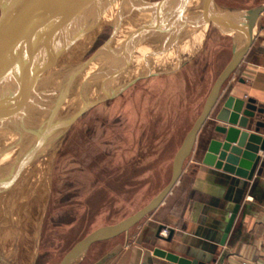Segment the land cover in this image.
<instances>
[{
    "label": "crops",
    "instance_id": "crops-1",
    "mask_svg": "<svg viewBox=\"0 0 264 264\" xmlns=\"http://www.w3.org/2000/svg\"><path fill=\"white\" fill-rule=\"evenodd\" d=\"M196 2L190 3V8L192 7V13L199 17L203 12L204 4L201 0ZM201 19L203 20L202 17ZM176 25L177 27H173L156 40H147L146 46L141 48L143 52L151 51L163 41L170 43L169 37L173 38L177 35L174 40L177 41L176 45L172 43V46L166 49L160 57H153L140 63L141 74L146 75L138 80L141 110L138 112L136 109L135 99H132L135 93L130 91L125 96V102L129 101V104L124 106L123 128L120 130L114 128V134L117 133L116 130L122 132L123 141L115 140V135L109 131L108 138L111 141L113 138V142L110 143L112 144L111 152L120 150L121 146L126 151L123 191L129 194L127 202L131 201L138 186L149 181L153 166L160 167L161 181L164 180V173L169 172L168 180L170 178L173 156L188 130L182 133L179 127H169L161 122L167 116L168 110L173 108V103L176 102L174 96L179 94L181 86L185 87L189 84L187 79L192 78L191 72L194 73L207 61L208 65H211L207 66V76L202 81H195L196 86H200L201 89L199 96H196L193 101L202 103L205 90L210 88L231 57V40L228 45V37L211 24L201 28L203 31L199 29L198 33H190L187 36L180 35L181 32H179L180 28L183 29L184 19L179 20ZM207 26L214 29L213 34L208 33ZM181 43H188L191 49L183 50L180 47ZM227 48L230 49L229 54ZM187 53H191L193 61L190 60V62L194 64L193 71L189 67L190 63L185 64L184 58ZM213 57L216 58L214 63L222 59L224 64L217 66L213 63ZM213 74H215L214 77ZM138 81L129 87L137 85ZM158 93L163 95L164 100L155 99ZM247 99H253L257 107L263 108V112L255 118V121L263 122V127L257 133L258 143H260L264 139V14L256 23L253 42L247 54L234 75L223 84L217 103L197 133L193 149L184 163L178 182L163 203L126 233L93 244L74 264H173L152 255L155 247L181 256H185L186 252L189 254V259L200 254L199 264H241L243 260L259 261L264 264V147L262 149L258 147L257 155L261 158L257 167L259 172L249 182L238 181V178L233 175L215 168L214 160H212L213 143L223 138L222 134L215 131V127L227 126L224 120ZM198 114L183 116L185 118L195 117V120ZM253 126L254 124L249 132H253ZM164 150H168L165 158L161 156ZM156 151H160L158 162V155L154 154ZM105 197L112 199L109 203L111 207L109 211H114L116 200H121V196L112 193L111 195L106 194ZM237 202L240 207L231 231L224 245H219L220 227L225 224L229 212ZM145 204L134 211L129 209L127 216ZM116 222L100 224L95 228ZM160 225L168 230L166 236L172 232L170 241L156 239L155 232Z\"/></svg>",
    "mask_w": 264,
    "mask_h": 264
},
{
    "label": "water",
    "instance_id": "water-1",
    "mask_svg": "<svg viewBox=\"0 0 264 264\" xmlns=\"http://www.w3.org/2000/svg\"><path fill=\"white\" fill-rule=\"evenodd\" d=\"M77 1L0 0L1 116L4 115L5 119L11 114L19 113L18 107H23L35 86L52 79H56L58 83V89L46 107L44 123L34 133L30 143L18 150L4 169L0 170V206L25 173L43 155L56 148L78 118L94 106L117 97L136 81L146 77L138 74L118 83L114 88L106 89L107 83L113 76L111 72V75L102 79L97 88L93 87L90 90V87L86 86L90 66L97 63L100 54H106L112 45L118 43V37L122 38L126 32L123 27L128 17H135L134 10L132 14L129 13L131 9L125 20L122 19L129 4H133L136 0H79L81 2L78 4ZM163 1L165 0H159L156 4ZM201 1L204 4L203 21L211 24L231 40L232 53L229 61L208 89L201 111L173 156L168 182L133 214L87 233L62 255L57 264H74L93 244L126 233L156 210L178 182L184 163L193 149L197 133L217 103L223 84L234 75L247 54L253 42L256 23L264 14V4H262L244 11L236 18H230L214 0ZM105 26L110 29L109 35L85 61L81 62L77 57L79 43L87 38L97 37ZM123 46V43L118 46V52H121ZM129 61L130 55L129 57L126 55L121 66L126 69ZM80 64L83 68L79 75ZM262 112L263 108L257 107L253 99H247L224 120L227 126L215 127V131L223 135L222 140L213 143L212 160L215 168L233 175L238 181L253 180L255 174L259 172L257 167L261 159L257 155L258 147L260 149L264 147V139L258 143L257 135L263 127V122L255 121ZM252 124H254L253 132H249ZM239 207L240 204L235 203L225 224L220 227L219 245H224ZM161 229L163 225L157 227L156 239L170 241L172 232L162 236ZM152 255L173 264H199L198 256H200L197 254L189 259V254L186 252L185 256H181L160 247L153 248Z\"/></svg>",
    "mask_w": 264,
    "mask_h": 264
},
{
    "label": "rangeland",
    "instance_id": "rangeland-1",
    "mask_svg": "<svg viewBox=\"0 0 264 264\" xmlns=\"http://www.w3.org/2000/svg\"><path fill=\"white\" fill-rule=\"evenodd\" d=\"M139 1L144 5L151 6L159 0ZM214 1L230 18H236L244 11L264 4V0ZM150 6L149 8H152ZM183 11L182 14L185 15L191 12L189 7H185ZM188 16L193 22V27L190 26L189 31H183L180 28V35L187 36L190 31L191 34L198 33L197 30L204 27L202 23L198 25V20L193 13ZM153 19L152 17L146 19L143 14H139L136 18L137 21L128 29L129 36L138 38L140 27L144 28L145 24L150 25V20L153 24L157 18ZM148 25L145 26L146 30ZM175 26L177 27V25ZM206 29H208V33H214L211 26H207ZM109 33L110 29L105 26L97 37H90L79 43L78 59L81 62L85 61L95 48L105 41ZM139 35H144V33L141 31ZM227 40V44L230 45V39L227 38ZM180 47L185 51L187 48L191 49L190 46L188 47V43H181ZM141 48L137 50L138 53L133 55V64L129 67L128 72L121 76L122 79L129 78L132 73L138 70L140 61L143 59ZM227 49L229 54L230 49ZM190 54H185L184 60L185 64L190 63L189 67L193 71L194 64L190 62V60L193 61ZM215 57H213V63ZM213 63L211 62L212 65ZM214 64L220 67L224 61L217 60ZM207 66H211L208 65V61L194 73L191 72L192 78L187 79L189 84L185 87L181 86L179 94L174 96L176 102L173 103V108L168 110L167 116L162 119L163 125L179 127L182 133L191 127L195 117L185 118L183 115H192L193 113L197 115L201 111L203 102L194 103L193 101L196 96H199L198 93L201 89L200 86H196L195 81H202L207 76ZM51 84V80L44 81L35 90L34 102L29 106L31 112L24 119L31 126L35 124V127L32 126L30 131L33 136L36 126L38 127V124L35 123L39 119L38 116L41 115V119L45 117V114L41 112L42 107L48 105L53 97V85ZM139 85L138 81L137 85L125 89L118 98L100 103L78 118L56 148L43 155L7 194L0 206V264H57V259L76 240L97 225L116 222L127 216L129 209L134 211L145 204L166 184L169 172L164 173V180L161 181L160 167L153 166V173L149 176V181L138 186L131 201L127 202L129 194L123 191L126 151L121 146L120 150L111 152L112 144L110 143L113 142V138L112 141L108 138L109 131L114 134V128H119L118 130L123 128L124 106L129 104V101L125 102V96L130 91L135 93L132 99H135L136 109L138 112L141 110ZM91 86H89L90 90L93 88ZM207 91L208 88L205 92L207 93ZM162 97L161 93L155 95V99L164 100ZM194 107H196L195 111ZM163 108L166 110L165 107ZM15 117L19 118V115L16 114ZM19 121H23L22 116ZM23 130L24 128H22L24 138L19 145L21 148L29 144L30 141H27V137L31 134L29 130ZM118 130H116L114 138L122 142V132L120 133ZM12 132L9 133L0 127V159L7 153L13 156L16 153L7 151V146L12 141L10 135ZM33 136L30 137V140ZM15 149L17 150V147ZM167 153L168 150H164L161 152V156L165 158ZM154 154L158 155V162L160 151H156ZM102 193L105 195L115 193L121 196V200H116L114 211H109L111 209L109 203L112 202V199L109 200L105 195L102 197Z\"/></svg>",
    "mask_w": 264,
    "mask_h": 264
},
{
    "label": "bare ground",
    "instance_id": "bare-ground-1",
    "mask_svg": "<svg viewBox=\"0 0 264 264\" xmlns=\"http://www.w3.org/2000/svg\"><path fill=\"white\" fill-rule=\"evenodd\" d=\"M83 1V0H81ZM81 1H77L76 3H80ZM186 1V2H185ZM165 0L161 3L155 4V5H149L152 8H149V6L144 5L143 3H141L139 0H136L135 2H133V4H129V10L127 9L122 17V19L125 20V16L127 15V13L132 9V11H130L129 13L132 14L133 10H134V15L135 17H128L127 22H125V26L123 27L126 31L124 33V35L121 37H118L117 41L118 43L116 45H112L111 49L109 50V52H106V54L102 53L100 54V56H98L97 59V63L93 64V66H90L89 69V78H88V82L86 86H90L92 84L91 87L97 88L99 86V84L101 83L102 79L105 78L106 76L111 75L110 73L113 72V76L112 78L109 80V82L107 83V88L108 87H113L115 85H118V83H121L122 81H124L125 79H129L132 78L134 76H137L138 74H141L142 72V68L141 65L139 64V69L138 71H136L135 73H132V75L129 78H124L122 79L121 76H123L124 74H126L129 70V67L131 66V64H133L132 60H133V55L138 53V49L140 47L144 48L146 46V41L147 40H156V38H159L161 35H163L164 33H168V31L172 30L173 27L176 25V23L179 20H183L184 19V25H183V31H189V27L191 26V28L193 27L192 25V21L190 16H188V14L192 13L190 8V3H197V0ZM202 3V1H201ZM184 6L185 7H189L190 11L187 15L181 14L184 13ZM194 6V5H193ZM198 10V8L196 9ZM151 13V14H150ZM154 15H153V14ZM139 14H143V16H145L146 19H150V17H152V20H154L153 18H157L155 19V21L150 20V25H148V29L146 30L145 26H147L145 24L144 28L140 27L139 32L142 31V33H144V35H139L138 32V38H136L135 36H129V28L134 25V23L137 21L136 18L139 16ZM48 15V14H47ZM160 16V17H159ZM189 17V18H188ZM196 17V16H195ZM201 17L203 18V13L201 12V16L196 17V19L198 20V25L199 23H202V26L204 25V27H206V23L201 19ZM79 19V18H78ZM76 19V20H78ZM201 19V20H200ZM145 20V19H144ZM71 24V23H70ZM69 24V25H70ZM68 25V26H69ZM203 27V28H204ZM194 31V30H193ZM131 33V32H130ZM133 33V32H132ZM191 33V31H190ZM188 33V35L190 34ZM143 36V37H142ZM146 38V39H145ZM170 38V43L163 41V43L158 44L154 49H152L151 51H144L142 52V57L143 59L140 61V63L144 60H149L151 58H158L162 55L163 52H165L166 49H168L169 47L172 46V43L175 44L177 41H174L177 38V35H175L173 38ZM145 39V40H143ZM121 40V42L123 43V48H121V52L119 50V41ZM176 45V44H175ZM176 50V49H175ZM118 53V54H117ZM126 55L129 57L130 55V61L128 62L126 69H124L121 65L124 62V59L126 57ZM80 69H79V75L81 73L80 70H82V64L79 65ZM83 73V72H82ZM52 84L53 85V89H52V94L53 96L55 95L57 89H58V83H56V79H52ZM80 81V80H79ZM78 81V82H79ZM56 83V84H55ZM55 84V86H54ZM39 86H35L33 90V92L29 95L28 100L25 101V104L23 105L22 108L18 107V112L17 115L22 116L23 121L20 122L19 118L15 117V115H12L10 117H7L4 119V115H2V112L0 113V127H2L3 129H6L7 132H11L13 131L10 135H11V143L7 146L8 150L7 151H11V153L14 154V152L17 153L18 148L19 151L21 148L20 143H22V139L23 137V132H22V128H24V130H29V133H31L30 131L32 130V126H34L35 124H33L32 126L28 123H26L24 121V119L26 118V116L28 117V113H30V104L34 102V94L35 89L38 88ZM35 92V93H34ZM53 98V97H52ZM51 98V100H52ZM50 100V101H51ZM16 105H20V104H16ZM46 107L47 105H44L41 110V112H43L46 115ZM25 108V110H23ZM21 114V115H20ZM39 115V114H38ZM39 119L35 122L36 124H38V127L36 126V131L39 130V127L42 125V123H44V118H42L41 115L38 116ZM18 122V123H17ZM35 127V126H34ZM10 130V131H9ZM23 130V131H24ZM3 131V130H2ZM26 132V131H25ZM15 135V137H14ZM22 135V136H21ZM18 136V137H17ZM33 136V133H31L28 137H27V141H31L30 137ZM17 137V138H16ZM30 143V142H28ZM27 144V143H26ZM26 144H22V145H26ZM17 147V150L15 149ZM15 149V150H14ZM13 157V155H11L10 153L5 154L3 157H1L0 159V170L2 171L4 169V167L6 166V164L8 163V161ZM42 158V157H41ZM47 166V165H46ZM45 166V167H46ZM42 169V168H41ZM0 171V172H1ZM29 172V171H28ZM33 173V172H32ZM27 174V173H25ZM31 176V175H30ZM29 178V177H28ZM32 183V182H31Z\"/></svg>",
    "mask_w": 264,
    "mask_h": 264
},
{
    "label": "built area",
    "instance_id": "built-area-1",
    "mask_svg": "<svg viewBox=\"0 0 264 264\" xmlns=\"http://www.w3.org/2000/svg\"><path fill=\"white\" fill-rule=\"evenodd\" d=\"M168 233V230L166 228L161 229L160 234L163 236H166ZM241 264H263L259 261H252V260H243L241 261Z\"/></svg>",
    "mask_w": 264,
    "mask_h": 264
}]
</instances>
